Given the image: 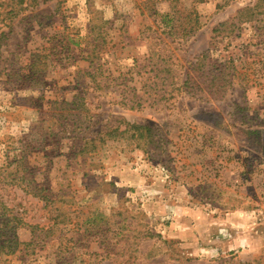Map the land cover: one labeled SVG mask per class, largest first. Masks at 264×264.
Segmentation results:
<instances>
[{
	"label": "rangeland",
	"instance_id": "1",
	"mask_svg": "<svg viewBox=\"0 0 264 264\" xmlns=\"http://www.w3.org/2000/svg\"><path fill=\"white\" fill-rule=\"evenodd\" d=\"M142 1L0 0V209L28 240V223L68 206L69 227L108 228L115 247L88 231L65 254L51 240L5 264H264V0H178L200 23L185 36ZM76 105L93 129L153 124L166 156L109 141L67 159L56 113Z\"/></svg>",
	"mask_w": 264,
	"mask_h": 264
},
{
	"label": "trees",
	"instance_id": "2",
	"mask_svg": "<svg viewBox=\"0 0 264 264\" xmlns=\"http://www.w3.org/2000/svg\"><path fill=\"white\" fill-rule=\"evenodd\" d=\"M157 1L158 0H143L142 5L139 4V7L142 12H147L148 15H160L159 22L162 25L161 28L168 35H174L179 32L181 36H185L194 32L199 27L200 23L196 18L195 10L185 9V14L183 18H181L180 14L182 13V8L177 6L178 0H171L172 8L164 13H160L156 9ZM94 47H97V45ZM225 84L226 83L222 85L218 84L216 91L223 89ZM78 97L83 99L84 88L78 92V96H75L77 99ZM77 99L72 100L71 103L75 104ZM61 104L63 105L64 102L62 101ZM78 107L79 106L76 105V108L71 109L68 113H65V111H67L66 109H60V112L56 113L61 121L59 120L57 131L54 133L55 138L53 141H55V147L63 155L70 153L71 149L65 151L67 142H63V139L69 138L72 140L71 147L77 148L71 155L69 154L67 159L74 158L78 154L97 155L100 152V148L109 141H123L129 145L139 147L144 151L159 149L160 153L166 156V144L168 140L155 132L156 127L153 124H142L117 119L112 125H106L105 127L104 125H100L96 127V129H93L94 124H91L92 119L90 115L88 113L87 115L85 114V111L90 112L92 108L89 106L87 107V105H84L82 109H78ZM63 119L64 121L62 122ZM170 152L172 151L170 150L169 154ZM169 154L167 156H169ZM163 163L166 164L164 160ZM172 170L171 168V171ZM49 195H44V199L47 200V206L49 203H53ZM60 208L62 209L59 211L58 217L55 218L53 224L40 225L38 223H28L27 225L30 227L31 234L28 240H22L18 233L20 226H26L20 213L12 209H6L4 211L0 209V264H5L7 262L6 257L9 255H13L23 249H26L28 252V248L32 250L31 252H34L36 247H43L51 240H58L57 248L61 250V254H65L69 250H72L75 244L82 240L80 236L86 234L88 231L93 232V235L99 234V244H101L103 250L107 251L106 255H109L115 250L114 244L109 241L111 236L107 235L108 228L105 229L101 225H97L93 226L92 229L86 228L84 231H81V229L73 227L76 221L72 223L73 228H71L69 227L71 221H64V218H66L70 212L69 207L61 206ZM60 217L61 219L59 220ZM71 231L77 233V236H68L67 232ZM57 257L58 261L60 259V254H58ZM73 261L74 257L71 260H67L66 264H72ZM82 262H84L82 264H91L90 259H83ZM114 264H121V262L115 260Z\"/></svg>",
	"mask_w": 264,
	"mask_h": 264
}]
</instances>
